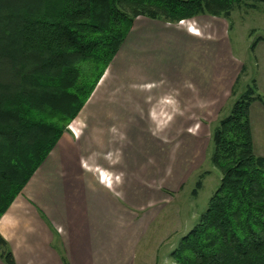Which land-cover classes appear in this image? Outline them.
I'll return each instance as SVG.
<instances>
[{
    "label": "trees",
    "instance_id": "trees-1",
    "mask_svg": "<svg viewBox=\"0 0 264 264\" xmlns=\"http://www.w3.org/2000/svg\"><path fill=\"white\" fill-rule=\"evenodd\" d=\"M257 2L264 0H0V215L67 130L135 17L228 18ZM253 101L264 96L252 78L212 127L218 184L168 252L172 264H264V155L253 151ZM0 258L15 264L1 236Z\"/></svg>",
    "mask_w": 264,
    "mask_h": 264
},
{
    "label": "rangeland",
    "instance_id": "rangeland-1",
    "mask_svg": "<svg viewBox=\"0 0 264 264\" xmlns=\"http://www.w3.org/2000/svg\"><path fill=\"white\" fill-rule=\"evenodd\" d=\"M164 22L171 28L181 22L197 36L214 28L217 38L187 39L180 46L169 39L149 52L147 61L133 65L125 38L115 59V102L91 106L96 115L91 120L87 115L77 140L79 153L87 154L80 163L95 165L105 186L113 183L105 196L115 195L119 243L135 247V264H172L168 252L196 222L218 184L219 173L209 160L212 127L252 78L264 96V2L254 8L239 4L228 18L197 15ZM257 36L261 39L250 50ZM198 77L215 84L216 98L196 110L181 108L182 97L195 93ZM163 92L168 104L149 108Z\"/></svg>",
    "mask_w": 264,
    "mask_h": 264
},
{
    "label": "crops",
    "instance_id": "crops-1",
    "mask_svg": "<svg viewBox=\"0 0 264 264\" xmlns=\"http://www.w3.org/2000/svg\"><path fill=\"white\" fill-rule=\"evenodd\" d=\"M181 24L178 22L171 28L159 19L135 17L126 35L128 62L133 65V61H147L149 52L159 50L162 45L168 44L169 39L174 46H180L187 39L217 38L214 28L212 31L209 29L207 36H197ZM117 54L68 123L67 130L61 133L0 215V236L6 242L15 264H62L61 258L67 264H135V247L119 243L120 235L115 229V195L110 193L111 196H105L104 189L114 188L113 183L105 186L99 181L95 165H82L80 160L87 154H80L77 148L78 135L87 115L89 120L96 115L90 107L95 108L100 100L115 102ZM210 62L209 55L208 68ZM201 78L198 77L193 85L195 93L179 101L181 108L196 110L214 101L217 88L205 79L200 81ZM210 78H214L213 72L209 73ZM172 90L177 91L175 86ZM164 94H159L156 105L149 108L165 107L168 102L164 104ZM248 115L253 151L264 155V103L253 101ZM152 260L154 262L155 259ZM0 264H4L1 258Z\"/></svg>",
    "mask_w": 264,
    "mask_h": 264
},
{
    "label": "built area",
    "instance_id": "built-area-1",
    "mask_svg": "<svg viewBox=\"0 0 264 264\" xmlns=\"http://www.w3.org/2000/svg\"><path fill=\"white\" fill-rule=\"evenodd\" d=\"M189 30V29H188Z\"/></svg>",
    "mask_w": 264,
    "mask_h": 264
}]
</instances>
